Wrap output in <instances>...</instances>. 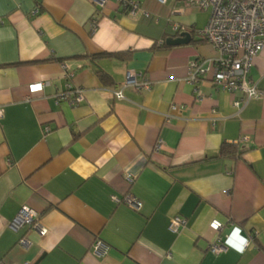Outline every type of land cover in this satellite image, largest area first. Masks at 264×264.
<instances>
[{
    "label": "crops",
    "instance_id": "1",
    "mask_svg": "<svg viewBox=\"0 0 264 264\" xmlns=\"http://www.w3.org/2000/svg\"><path fill=\"white\" fill-rule=\"evenodd\" d=\"M136 1L149 18L128 15L121 0H0V264H264V50L250 72L263 95L237 110L243 95L213 85V70L196 89L187 82L191 61L218 57L197 34L211 10ZM176 27L189 44L167 45L185 33ZM102 53L131 59H90ZM65 68L84 91L76 107L58 100ZM129 72L152 88L118 100ZM39 83L49 84L34 91ZM224 143L243 155L219 158ZM127 195L139 211L113 200ZM24 206L45 237L11 228ZM176 217L186 224L172 233ZM234 227L250 245L213 254ZM96 239L106 255L93 252Z\"/></svg>",
    "mask_w": 264,
    "mask_h": 264
},
{
    "label": "built area",
    "instance_id": "2",
    "mask_svg": "<svg viewBox=\"0 0 264 264\" xmlns=\"http://www.w3.org/2000/svg\"><path fill=\"white\" fill-rule=\"evenodd\" d=\"M165 5L168 0H158ZM187 8H198L201 10H211V17L208 25L198 31L201 39L206 40L218 52V57L211 60L195 59L189 63L187 82L193 87L208 79V74L213 70L211 82L220 87L230 95L238 93L243 95V100H237L234 106L241 110L251 100L260 99L263 91L250 79V72L253 60L264 50V0H184ZM121 5L128 15L137 16L142 13L146 18L150 17L148 12L142 11L141 4L136 0H121ZM183 10H177L182 12ZM97 23L93 21L92 30H96ZM179 33L188 32L185 28L176 27ZM66 67V66H65ZM66 70L65 77L68 80L66 92L58 96L59 101H68L73 106H79L85 102L84 91L72 84L74 73ZM49 83H39L33 86L34 91H43ZM152 83L143 74L128 73L127 81L121 87L113 91V95L118 100L125 99V91L133 89L136 92L150 91ZM203 96L198 93L197 101H201ZM177 107L173 106V110ZM3 111L0 109V117ZM49 130V129H47ZM163 141L159 140L155 145V151L163 149ZM132 182V179L128 177ZM117 203H125L135 211H139L141 203L132 195H127L120 199L113 197ZM186 221L176 217L170 224L172 233H179ZM28 227L39 233L41 237L47 235V229L40 223V216L34 209L24 206L18 215L11 222V228L15 231ZM211 228L217 232L224 228L223 223L213 221ZM251 239L243 238L239 227H234L224 240L219 239L213 243L210 250L213 254H221L229 249L244 252L250 245ZM30 241L25 237L19 240V245L28 247ZM93 252L98 256L106 255L110 246L100 239H96L92 246Z\"/></svg>",
    "mask_w": 264,
    "mask_h": 264
},
{
    "label": "trees",
    "instance_id": "3",
    "mask_svg": "<svg viewBox=\"0 0 264 264\" xmlns=\"http://www.w3.org/2000/svg\"><path fill=\"white\" fill-rule=\"evenodd\" d=\"M193 35V34H192ZM202 42H206V40L202 39ZM192 43H195L194 40H192ZM163 48H169L165 43L163 44ZM91 60L97 61L100 59H117L121 61H128L131 59L130 53H120V54H108V53H102L96 56L90 57ZM96 75L98 76L99 80L105 85V86H112L113 85V79L112 77L107 74L104 70L101 68H98L96 70ZM243 155V151L239 149L238 146L230 145L227 143L222 144L218 157L219 158H238Z\"/></svg>",
    "mask_w": 264,
    "mask_h": 264
},
{
    "label": "water",
    "instance_id": "4",
    "mask_svg": "<svg viewBox=\"0 0 264 264\" xmlns=\"http://www.w3.org/2000/svg\"><path fill=\"white\" fill-rule=\"evenodd\" d=\"M192 36L190 33L186 32L183 34H180L178 38H172L167 40L168 46H180V45H187L191 42ZM243 236L246 237V235L243 233Z\"/></svg>",
    "mask_w": 264,
    "mask_h": 264
}]
</instances>
